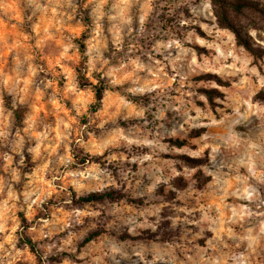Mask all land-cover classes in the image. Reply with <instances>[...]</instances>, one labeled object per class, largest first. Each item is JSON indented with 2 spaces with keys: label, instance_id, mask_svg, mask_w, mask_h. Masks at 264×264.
Returning a JSON list of instances; mask_svg holds the SVG:
<instances>
[{
  "label": "rangeland",
  "instance_id": "obj_1",
  "mask_svg": "<svg viewBox=\"0 0 264 264\" xmlns=\"http://www.w3.org/2000/svg\"><path fill=\"white\" fill-rule=\"evenodd\" d=\"M205 3L0 0V178L5 181L0 203L9 199V190L17 195L15 210L9 200L8 230L0 243L19 254L11 264H91L97 245L106 240L130 254L140 248H191L200 227L186 220L201 221L207 239L197 236L195 244L204 248L215 235L202 219L205 214L237 236L258 227L239 215L245 208L259 211L255 203L231 193L247 184L264 199V183L240 163L245 156L236 145L255 142L264 131V102L255 98L264 88V0H211L210 9ZM220 12L253 52L219 22ZM94 85L105 88L99 103ZM212 119L220 123L213 125ZM124 137L158 141L166 150L129 145ZM108 141L113 143L105 147ZM253 163L264 172L257 160ZM157 176L159 183L148 193ZM34 190L41 202L29 210L24 194ZM103 190H117L122 197L77 201ZM233 208L235 224L228 219ZM115 209L147 213L156 231L117 234L97 224ZM72 213L84 214L79 224ZM16 220L21 227L13 233ZM44 221L58 223L45 227ZM22 234L35 243L37 254ZM258 260L264 264V254ZM104 264H111L108 257ZM131 264L142 262L133 256Z\"/></svg>",
  "mask_w": 264,
  "mask_h": 264
},
{
  "label": "clouds",
  "instance_id": "obj_2",
  "mask_svg": "<svg viewBox=\"0 0 264 264\" xmlns=\"http://www.w3.org/2000/svg\"><path fill=\"white\" fill-rule=\"evenodd\" d=\"M30 3L34 2V0H29ZM50 4L55 3L59 4L60 0H49ZM101 4L105 3L106 0H100ZM127 2V0H125ZM206 9L211 8V0H206L204 5ZM145 17L142 15L140 16V23L143 25ZM250 34L255 37L257 32L253 29L250 30ZM119 43V41H117ZM201 43H203L201 41ZM219 51V48L217 49ZM67 51V49H65ZM223 56L224 53L221 52ZM228 56H232L233 53L229 51L227 53ZM192 64H195L196 61L193 59L191 61ZM123 67V65H122ZM255 71V69H253ZM113 84L120 83L119 80H113ZM212 87H216L215 84L211 85ZM129 91L133 92H143L145 91L144 88H132ZM202 100L205 99L204 97H200ZM123 103V101H121ZM2 111V109H0ZM197 115L202 116V113L199 109H196ZM138 115H143V112H139ZM210 115V114H209ZM194 119V118H190ZM219 121L214 119L211 120V124H218ZM198 126V125H196ZM0 135H4V133L0 132ZM119 135V134H118ZM175 135V133H173ZM127 144L131 145L133 143L146 145L149 147H156L158 146L161 150H166L164 145H160L158 141L148 140L147 138L143 140H130L127 137H124ZM231 139L228 143H231ZM113 141H108L105 144V147L108 144H112ZM236 145L239 149H242L244 152L245 159H241L240 163L245 164L252 177L256 180L260 181V183H264V172L257 171V166L253 163V160H257L261 167H264V131L260 133L258 137H255V142L253 140H238L236 141ZM207 146V145H206ZM219 150V146L213 149L214 152ZM184 151H187L185 149ZM202 151V150H201ZM192 156L200 155V152H190ZM144 160H150L149 156L143 157ZM63 163V161H61ZM72 175V173H69ZM175 175V172H173ZM14 179L19 180V176H15ZM244 179L247 178H240ZM160 177L157 176L156 181L152 184L151 187L147 189L148 193H152L156 187V184L159 183ZM4 184L5 181L3 178H0V194L4 191ZM35 193L33 192H26L24 194V203L28 205L29 210H31L32 205H36L40 203V196L36 194V199H30ZM83 194V193H81ZM133 195H140L139 191L133 192ZM224 195H229V193L225 190ZM231 195L240 196L242 199H247L249 201H253L255 203V208L259 209V211H253L252 209H242L241 219L247 217L246 223L252 224L253 221H256L258 227L249 226L247 227L246 231L237 236L235 232L231 229H224L220 227V221L216 219H212L211 216L205 214L202 219L207 220L210 222L209 227L215 233V235L207 240V247H199L195 244L196 237L207 239L203 233L204 228L201 226L200 220L194 221H185L186 223L191 222L195 223L198 227H200V231L193 236L191 248L186 247L185 245H174L168 246L166 249H159V248H152V249H134L132 250L131 254L129 251L124 250V248L118 245L115 241L106 240L102 241L101 245H97L96 251L99 253L92 257L91 264H104V258L108 257L111 261V264H122V262H128L131 264L132 257L135 256L138 258L142 264H156L157 261H165V257L167 260L165 264H259L258 258L264 254V199L260 198L259 193L256 191L255 188L251 187L250 185L245 184L241 188H237V190ZM8 200H4L0 203V234H4L8 230V220L10 217L8 216L9 212V200L13 203L11 205L12 210H15L17 201V195L15 192L9 190L8 191ZM223 199V197H221ZM204 211V209H201ZM75 217V223L79 224L80 217L84 215L83 213H72ZM92 215H98L97 213H92ZM236 209H232V216L228 219L231 223L235 224L238 221L235 219L237 216ZM29 216L31 218V211H29ZM257 218H261L257 221ZM111 220V223L108 221ZM44 226L47 227L50 223H58L54 221H44ZM97 224L101 227L107 225L108 230L110 232L115 231L117 234L124 232L127 230L129 234L135 235L137 234L138 229H148L151 228L153 231H156V224L150 223L147 218V213H137L134 212L132 209H115L112 213L109 214L108 217L103 218L102 220L97 221ZM67 226L66 224L64 225ZM20 223L18 220L14 221L11 231L15 233L18 229H20ZM173 227H175V222L173 223ZM60 230V229H57ZM32 231H35L33 229ZM222 232L225 235H222ZM46 234V233H45ZM66 244L68 241L65 242ZM51 245L49 246L48 250L51 251ZM106 249V250H105ZM242 249V250H241ZM152 253V260L146 259V253ZM179 253V254H178ZM117 256L121 258V260H117ZM11 261L15 259H19V254L13 256L8 249L5 248L3 243H0V264H5V260Z\"/></svg>",
  "mask_w": 264,
  "mask_h": 264
},
{
  "label": "trees",
  "instance_id": "obj_3",
  "mask_svg": "<svg viewBox=\"0 0 264 264\" xmlns=\"http://www.w3.org/2000/svg\"><path fill=\"white\" fill-rule=\"evenodd\" d=\"M236 7L238 8L239 6L236 5ZM260 11L264 16V10L261 9ZM218 20L221 24L228 27L234 33L236 41L238 44L242 45L243 47H245L249 51L253 52V48L251 47L249 40L241 35L240 30L237 28V26L231 20H229V18L227 17V15L225 13L220 12L218 14ZM82 45H81V47H83ZM93 87H94V93H95L96 101H97V103H99L103 97V92H104L105 88L103 86H97V85H94ZM255 98L259 101L264 102V88H262L256 92ZM121 197H122L121 192H118L117 190H103V191L89 192L85 195L79 196L77 198V201L81 202V203H87L90 201H97V200H102V199L115 200V199H119ZM91 237H92L91 235L87 236L84 239V241H88L89 239H91ZM20 239L24 243H26L33 252H35L37 254V249H36L35 243L30 238H28L27 236L22 234Z\"/></svg>",
  "mask_w": 264,
  "mask_h": 264
}]
</instances>
